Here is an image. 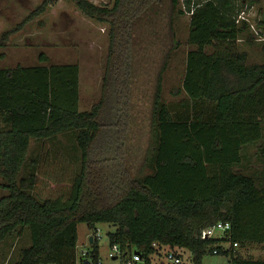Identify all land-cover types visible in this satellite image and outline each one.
Segmentation results:
<instances>
[{"label":"trees","instance_id":"trees-1","mask_svg":"<svg viewBox=\"0 0 264 264\" xmlns=\"http://www.w3.org/2000/svg\"><path fill=\"white\" fill-rule=\"evenodd\" d=\"M50 1L3 31L0 47ZM71 1L108 26L106 69L95 104L79 108L77 63L47 64L40 53L36 65L0 67V187L5 190L0 241L23 229L29 236L15 264H81L75 254L80 222L90 231L98 223L111 224L108 243L118 244L123 255L139 251L144 264L162 246L185 250L193 264H201L222 242L201 238V231L219 220L230 222L229 240L239 247L264 243V183L235 169L243 146L260 139L264 120V61L248 63L246 52L236 47L248 27L236 22L238 0H112L110 6ZM164 4L170 13H189L187 43L193 47L172 92L181 95L176 103L162 98L164 63L156 75L146 156L151 172L132 177L110 155L119 137L116 118L128 105L133 27ZM261 50L264 55V44ZM67 132L74 135L80 165L67 188L54 195L37 184L38 166L48 152L32 158L30 141ZM25 165L33 172L20 178ZM90 251L97 264L96 242ZM218 254L229 264H264L232 248Z\"/></svg>","mask_w":264,"mask_h":264},{"label":"rangeland","instance_id":"rangeland-1","mask_svg":"<svg viewBox=\"0 0 264 264\" xmlns=\"http://www.w3.org/2000/svg\"><path fill=\"white\" fill-rule=\"evenodd\" d=\"M42 1L0 0V34L21 22ZM89 1L108 6L112 3V0ZM237 4L238 9L247 13L248 27L237 39L236 47L239 51H246L248 63L259 62L264 59L261 50L264 44V0H252V3L250 0H238ZM158 9L157 12L150 10L133 27L128 105L125 112L116 118L115 130L119 137L114 143L116 150L110 153L116 159L115 166L118 167L121 162L120 169H125L132 177H141L151 172L150 160L146 156L150 139V101L156 75L164 63L161 74L162 98L167 103H176L181 95L172 92L181 84L186 52L193 47L187 43L189 13H170L167 4ZM107 33V24L85 16L71 0H51L42 12L27 20L3 43L0 54H4L5 58L1 63L10 67L17 64L36 65L41 63L40 53L47 57V64L77 63L79 108L88 110L99 100L102 92L108 54ZM108 126L106 124L105 128ZM108 133L109 131L105 135ZM29 149L32 158L39 157L43 149L48 152L45 164L38 166L39 188H45L54 195L65 190L80 165L73 133L59 134L48 141L31 140ZM60 154L67 158L66 161ZM31 172L33 168L25 165L19 177L24 178ZM1 182L0 177V184ZM4 193L5 190L0 187V196ZM96 227L101 235L97 242L98 264H123L122 258L112 260L106 257L109 249L106 233L114 227L109 223H98ZM89 232L85 223L77 224V258L81 251L91 249ZM28 245L26 229L21 230L19 236L0 241V264H15L21 248ZM236 250L242 253V257L264 259V243L248 244L237 247ZM183 253L188 254L185 250ZM92 264L95 263L92 261ZM150 264L171 263L165 259V252L161 250L151 255ZM201 264L229 263L225 255L206 253L201 258Z\"/></svg>","mask_w":264,"mask_h":264},{"label":"built area","instance_id":"built-area-1","mask_svg":"<svg viewBox=\"0 0 264 264\" xmlns=\"http://www.w3.org/2000/svg\"><path fill=\"white\" fill-rule=\"evenodd\" d=\"M247 13L245 10H241L237 17L236 22L246 21ZM231 228V224L229 221H216L212 225L202 229L200 237L205 238H218L222 242L218 244V247H214L212 249V254H218L220 251L228 250H236L237 247H239L237 242H231L229 240V231ZM91 236L92 243L98 242V239L101 238V235L99 233V229H95L93 231H90L88 233V238ZM91 243V244H92ZM109 244V249L107 252L106 257L109 259H116V258H122L123 264H144L141 254L134 253V251H130L126 255H123L118 244ZM152 246L157 248L158 246L155 243H152ZM163 250L165 252V259L171 263V264H193L192 259L190 256V253L188 252L187 255L183 253L182 249H178V252L174 251V249H170L167 246H162L159 251ZM158 251V252H159ZM81 264H85L87 261L88 264H92L93 259L91 260V251L90 250H83L81 251V255L79 256ZM99 258L97 259V264L99 263Z\"/></svg>","mask_w":264,"mask_h":264},{"label":"crops","instance_id":"crops-1","mask_svg":"<svg viewBox=\"0 0 264 264\" xmlns=\"http://www.w3.org/2000/svg\"><path fill=\"white\" fill-rule=\"evenodd\" d=\"M4 58L5 55L0 54V67H7V66L10 67V65L1 63V61ZM262 59L261 61L256 63H262L264 61V59L263 60ZM263 121H262V135L260 139L258 141H255L254 143L243 146L240 152L241 160L238 163V165H236L235 167L236 170L246 175L250 174L251 176H253V178H256L257 180L261 179L262 183H264V179L261 178L264 175V122ZM238 253L242 256V253L240 251H238Z\"/></svg>","mask_w":264,"mask_h":264},{"label":"water","instance_id":"water-1","mask_svg":"<svg viewBox=\"0 0 264 264\" xmlns=\"http://www.w3.org/2000/svg\"><path fill=\"white\" fill-rule=\"evenodd\" d=\"M88 240H89V243H92V238H91V236H89ZM134 253L139 254V251L134 250ZM85 264H88V262L86 261Z\"/></svg>","mask_w":264,"mask_h":264}]
</instances>
